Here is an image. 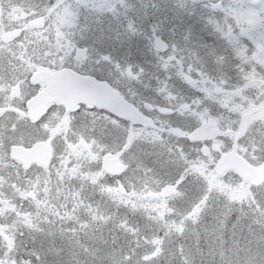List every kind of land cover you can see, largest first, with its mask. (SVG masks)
<instances>
[{
  "label": "trees",
  "instance_id": "obj_1",
  "mask_svg": "<svg viewBox=\"0 0 264 264\" xmlns=\"http://www.w3.org/2000/svg\"><path fill=\"white\" fill-rule=\"evenodd\" d=\"M67 1H73V3L68 2L63 8L76 6L72 12L76 16H83L91 11H96L97 14L113 15L112 9L111 11H102L91 5L84 7L82 4L85 3L79 0ZM186 2L192 3L195 13L204 17L205 20L212 19L209 22V29L215 35L216 31L221 33L225 31L227 16L223 3L212 7L211 4L204 5L203 1L186 0ZM17 4L21 6L22 10L33 15L53 14L58 12L55 8L60 6L57 0H6L5 8L16 9ZM61 4L63 5L62 2ZM231 5L235 6V4ZM246 7L245 5L244 9ZM95 8L97 10H94ZM6 12L8 13L9 10ZM119 15L123 16L124 14L119 13ZM128 15L131 18L130 21L124 22L121 18L117 21L121 23V26H126L127 30L140 32V34L126 33L124 35H131L135 50L142 45L146 47L147 54L137 57L129 64L132 76H129L123 68H113L109 64V73L113 74L102 75L101 78L107 79L135 105L145 109V104L159 102L166 87L173 88L175 86V71L173 67L163 70L160 65V54L151 43L149 33L155 31L157 34L163 35L172 45L174 37L168 33V30L174 29V25H170L168 28L164 27L161 18L154 14L145 16L141 22L135 20L131 14ZM87 19L96 21L92 18L81 17L73 19V22L83 24L87 23ZM103 21L102 19L101 22ZM118 29L120 26H116L114 30ZM182 31L186 32L187 30L179 26V48L182 46ZM112 37L115 38V35ZM138 39L140 44L136 42ZM125 49L129 52V46H126ZM225 73L226 70L223 71V76ZM191 77L198 79L196 71H192ZM190 86L193 87L194 84L186 82L182 70L179 69V91L187 90L185 88ZM211 114H216L218 118L221 114L220 119L223 123L225 122L226 113ZM230 114L236 115L235 113ZM245 116H248L247 118L252 121L251 127L254 123H258L259 131L264 132L256 118V113H245ZM21 119L25 120V118ZM231 128L235 133L241 134L238 129H235L234 124ZM56 135L58 136L60 133L54 131L53 136ZM172 136L168 135L166 140L174 141ZM58 144L62 145L55 141V156L48 168L33 165L25 170L17 163L16 170V164L7 158L0 167V196L3 195L10 203L3 207L0 220L6 224L13 223L15 226H17V221L25 226L23 230L16 229L17 235L14 238H5L2 243L4 245H0V264H3L2 262L7 258H13L15 260L12 261L13 264H57L56 260L49 261L41 258L42 252L31 241L32 233L40 229L49 233L53 232L54 228L59 229L84 243V236L88 230L102 228L103 235L108 240L106 241L107 248L116 257L117 264H208L209 255L204 251L207 237L212 236L222 246L224 240L229 236L233 241H236L241 238L244 231L258 230L264 227V202H261L259 198V191H264V181L254 184L247 179H245L246 181L241 179L242 177L234 171H228L226 175L219 176L209 161L203 160V157L195 159L196 156L190 155L196 151L195 143L188 140L185 132L179 134V179H177L176 191L168 199L160 201L162 206H157L153 211L148 212L136 209L131 203H129L131 208L122 201L116 203V196L110 195L108 201L102 194V192L107 193L103 189L102 183L92 182V173L89 171L88 174H85L86 168L82 172L84 177L79 175L80 180L84 181H75L71 186L73 179L69 180L68 172L56 166L57 158L60 155ZM246 144L252 145L259 155L257 158H250L253 163L264 160V156L260 155L258 145L254 141L249 140ZM67 145L69 146L68 142ZM66 150L67 147H65ZM165 152L176 167L177 161L174 156H171L167 150ZM7 162L9 163L4 165ZM144 173L145 171H143ZM211 177H214V180L229 178L237 183L242 181L241 193L235 192L239 189L237 184L233 186V189H230L225 184L209 183L208 178ZM159 178L160 181H167L165 177ZM172 179L171 176L170 180ZM185 184H190L191 188L185 189ZM77 197L81 199V203L73 204V199ZM181 197L190 200L181 204L179 203ZM213 199L222 200L223 203L225 201L226 206L224 205V207L229 209V218L225 226L220 229L213 224H207L203 218L204 208ZM84 202H89V205H83ZM95 211L98 213V217H94ZM27 212L29 217H34L32 221L36 220L35 225L31 226L27 222L28 219L25 218ZM236 220H241L242 225L239 226ZM145 226H148L149 229L146 230ZM169 234L173 235V239L166 242ZM9 242L13 247L11 253L5 250ZM90 249L94 250L92 247ZM236 257L237 260L240 259L238 250ZM247 260L248 258L245 256L244 264L247 263ZM76 262L79 264L78 261ZM81 264L95 263L92 260H84Z\"/></svg>",
  "mask_w": 264,
  "mask_h": 264
},
{
  "label": "rangeland",
  "instance_id": "obj_2",
  "mask_svg": "<svg viewBox=\"0 0 264 264\" xmlns=\"http://www.w3.org/2000/svg\"><path fill=\"white\" fill-rule=\"evenodd\" d=\"M79 1L85 3L82 4L84 7H89L91 5L102 11H109L110 8L114 5L115 0ZM147 1L148 0H130L131 5L129 12L135 20L141 22L143 21L144 17L147 16V14H154L161 18L163 26L166 28H168L170 25L179 24L181 28L187 30L189 37H193L198 40V43L195 46L196 62L199 65L212 70H219L221 72H223V70L225 71L226 60H224L223 57H221L219 60H216L214 58V52L221 51L225 44L219 37L215 35L214 32L210 31L209 22L212 21V19L210 21H207L201 15L196 14L192 3L186 2V0H181V4L173 3L171 0H152L157 4L150 11L146 6ZM230 1L233 4L235 3V5L239 3L237 2V0ZM61 2L63 3V5L61 4ZM68 2L73 3V1L57 0L58 5L60 4V6H57L55 8V10L60 12L59 14L63 24V29H68L69 26L71 27L73 25L72 12L74 11V8L76 6H66L63 8V6L68 4ZM255 2V5L260 4V10L258 14L261 17V14L264 15V0H256ZM206 3L207 5L211 4L212 7H216L218 6V4H222L223 2L220 1L217 3H212V1L209 0L206 1L204 5H206ZM20 7L21 6L17 4V12L15 14L19 12L23 13L25 11ZM96 8L94 10H97ZM178 12L179 20H176V13ZM81 13L84 14L82 11ZM96 14V11H91L86 15H91V17H93ZM225 15L227 16V18L225 21V31L222 33V35L224 36L225 34V37H228L229 39L231 37L233 38V36L237 34L240 35L241 33L248 36L258 33H264V30H260L258 28L259 19L255 10L253 12L250 9H246L240 16H237L235 11L230 10L228 12H225ZM92 19H95L96 21L87 19V23L84 22L79 31L80 37L70 38L71 45L69 46H66L65 43L62 42L61 37L65 38L66 36L62 35L61 31L55 32L54 37H56L57 45L59 47H62L65 51L72 50V46L78 47L79 45H90L93 53L98 52L101 54L107 52L118 55L122 54L123 51L126 50V46H129L128 56L133 60H135L139 56H142L143 54H147V48L143 47V45L139 46L137 50L133 48L134 40L133 38H131V35H124L122 33H119V35H117L115 38L112 37V35H114L113 31L115 27L117 25L121 26V23L115 20L112 15L108 13H100ZM102 19L104 20L103 22H101ZM64 23H66L65 26ZM168 32L171 33L170 30H168ZM149 34L151 43H153V40L156 36H163L157 34L155 31ZM80 38L84 41H82ZM182 40H184L185 42L188 41V38L185 36V34H182ZM136 42L139 44L141 43L139 39L136 40ZM106 56L107 55L105 54L101 55V59L105 60L107 58ZM63 57L66 58L65 55H63ZM52 62L48 61L49 64ZM105 67H101V69L97 70L96 72L93 69L91 70L95 72L96 75H112L113 73H109L108 66ZM132 75L133 73H129V76ZM223 77L225 78V76ZM207 81L208 80L202 78L200 81V85H209L210 91L214 87H225L224 82L223 84L214 83L215 85H211L209 83H206ZM134 85L136 86V84ZM167 91L168 87L163 90L162 94L166 92L168 95ZM225 95L226 93L224 91L221 92L220 99H223ZM239 99L242 98L239 97ZM149 104L150 103L145 104V106H148ZM251 106H255V101ZM258 106L261 110V105ZM17 109L19 110V107ZM94 114L95 119L98 121L109 118L111 121L109 120L108 125L115 131V133H113L112 130L106 127L107 124L103 126L101 124L92 122L88 127L85 115L81 113L75 118H72L74 119V126L78 129L72 128L70 125V120L72 119L68 116V114L64 113L63 117L61 118V122H53V120L49 121V119H42L37 125H30L23 119H17V136L26 141L32 136L35 138H40L47 137L49 135L48 137H51L52 132L58 131L60 135H56L54 137V140L58 141L62 145L58 144L60 155L57 158L56 166L61 167L68 172L67 175L69 176V180L73 179L71 186L72 184L74 185L75 181H84L82 179L80 180V176L84 177L82 175V172L83 169L86 168L85 174H88L89 171L92 173V182L102 183L103 189L108 193L107 194L105 192H102V194L106 196V199L108 201L110 199V195L116 196V203L122 201L129 208H131L129 204L131 203L136 209H140L146 212L153 211L157 206H162V203L160 201L169 198L167 197V195H169L167 194V191H160L162 185L170 186L172 183H174L175 187H177V179H175L173 175L175 171V165L172 164L169 155L166 154L164 147L162 146L168 135H173V133L168 131V129L164 127L152 128V126L151 128H143L145 127L143 124H133L127 121V119L125 118L119 119L117 115H115V119L111 117L110 113L107 114V112L104 111ZM17 115L21 117L25 116L26 113H17ZM151 116H153L154 118L161 117L162 119H164L165 117L158 115L157 113H151ZM53 117H56L55 114L53 115ZM192 117L195 119L197 118L195 115H193ZM168 118L171 119L168 121L170 123V129L176 134L175 131L178 130L179 127H174V124L172 123L173 117ZM256 118H258L260 126L264 129V113H257ZM2 121H6V118H2ZM113 122H118L119 126L115 128L116 123ZM251 126L252 121L247 118L245 120L244 127L240 131L243 145H239L237 149L241 153L243 152L245 154H248L250 158H257L259 157V155L254 150V147L250 144H245L249 140L254 141L258 145L260 155L264 156V132H262L261 130L259 131L258 123H254L253 127ZM123 128H125V130H123ZM88 130L90 133H88ZM8 137H14L13 133H9ZM173 137L174 135L172 136V139ZM228 138V134L222 133L210 139V155H206L207 157H203L202 159L205 161H209L210 164L214 167L215 156L213 155H216L218 153V149L221 150V148L225 147V145L228 144ZM65 139L68 142L69 146L67 145ZM17 142L19 141L17 140ZM65 147H67L66 151ZM106 151L116 152L119 160L121 162L127 163V167L122 173L112 175L101 168V157L102 154ZM1 163L2 160L0 162V167ZM137 165H140V167L143 166L145 169L143 168L142 170ZM79 167L80 170H78ZM143 171H145L146 173L149 172V175H144ZM203 172L205 173L204 170ZM171 176L173 177L172 180H170ZM159 177H165L167 181H160L158 180ZM214 177L208 178L210 180L209 183L225 184L230 189H233V186L237 184L239 189L238 191H234L237 193H241L240 188L242 189V181L237 183L236 181H231L229 178H217L214 180ZM241 179L245 180L244 178ZM120 186L125 190L123 188L121 190ZM190 188V184H185V189L189 190ZM259 198L261 202H264V191H259ZM171 200H173V198H171ZM189 200V198L181 197L179 199V203L185 204L189 202ZM80 203L81 199L79 197L73 199V204ZM6 204H10L8 199L1 195L0 214L2 213V209L4 206H6ZM83 205L88 206L89 202H84ZM224 205L225 201L223 203L222 200L218 201L217 199H213L212 201H210L209 205L206 206L203 210V218L207 224H213L219 229L225 226L229 218V209L224 207ZM94 217H98V213L96 211L94 212ZM25 218L28 219L27 222L31 226L36 224V220L32 221L34 217H29L28 212L25 213ZM237 222L239 226L242 225L241 220ZM16 225L17 226H15V224L13 223L6 224L4 223V221L0 220V245H4L2 243L5 238H14V236L17 235V232L15 231L16 229H25L23 223L20 224L16 221ZM145 229L148 230V226H145ZM261 237H264V227H261L258 230L252 229L247 232L244 231L241 234V238L239 239V241L247 244L249 240L258 242ZM171 239H173V235L169 234L167 236L166 242H170ZM31 241L33 242L35 247L39 249L40 252H42L41 258H45L49 261L56 260L57 264H77L76 261L81 264L84 260H92L95 264H117L116 257L112 255L107 248L106 241L108 240L104 237L102 228L88 230L86 232V235L84 236V243H81L79 239L77 240L68 233L55 228L51 233L45 232L42 229L37 230V232H33ZM91 247L92 249H94L93 251L90 249ZM12 249V243L9 242L8 246L5 247V250L11 253ZM246 257L248 258L246 264H254L253 255H248ZM12 261L15 260L13 258H7L2 263L13 264Z\"/></svg>",
  "mask_w": 264,
  "mask_h": 264
},
{
  "label": "flooded vegetation",
  "instance_id": "obj_3",
  "mask_svg": "<svg viewBox=\"0 0 264 264\" xmlns=\"http://www.w3.org/2000/svg\"><path fill=\"white\" fill-rule=\"evenodd\" d=\"M195 1H203L205 3L207 0ZM211 1L212 3L223 2L224 11L228 12L233 10L237 13V16L242 14L239 13L240 11L250 9L254 12L255 10L259 19L258 28L264 30V18H261L258 14L260 4L255 5L256 0H237L239 3L235 6L231 5L233 3L230 0ZM5 2L6 0H0V108L2 109L0 116L5 115L4 118H6V121H0V156L5 149H9L12 143H17V113H29V99L45 86L44 81L32 82L30 80V77L35 71L42 69L55 71L62 68H70L79 73L98 75L97 77H99L100 74L96 75L95 72L101 69L103 62L111 64L113 68H123L126 71H130L129 64L133 61L128 56L127 50H124L119 55L109 53L110 55L108 54L106 61L101 59L102 54L98 52L93 53L90 45L72 46V50L65 51L57 45L54 33L61 31V34L66 36L65 38L61 37L62 42L66 46H69L71 45L70 38L80 37L79 33H77L79 30L70 28L68 31H64L61 29L63 25L57 23L59 21L54 22V19H59L60 15L51 13L41 15L38 17L40 22L34 23L31 19L37 15H31L28 12L25 14L21 12L15 14L16 12L14 10L16 9L13 7L5 8ZM173 3L179 4V0H174ZM147 4V9L150 11L157 3L148 0ZM130 5V0H115L112 17L115 20L121 18L124 22L130 21L131 18L128 15L130 14ZM150 5H152V8H150ZM245 5L247 7L244 9ZM212 9L215 10V8ZM7 10H9V14H6ZM119 13L124 15L120 16ZM176 20H179V12L176 13ZM117 27L119 26L117 25ZM125 27L120 26V29L114 30L115 37L119 33L140 34L138 31L127 30ZM172 32L174 35V45L169 46L167 44L159 54L160 65L163 70L173 67L175 71V86L173 88L169 87L167 91L168 95L166 92L163 93L158 103L150 104L146 109L137 106L141 113L151 118L152 122L150 125H144L141 122L136 123L143 124L145 126H141L143 128H151L152 126V128L164 127L173 133L174 141L168 142L165 140L162 146L177 161V168L175 167L173 173L175 179H179V134L181 135L183 132L186 133L189 141L195 143L196 151L190 153V155L196 156L195 159L210 155V139L222 133L228 134V144L221 148V150L218 149V153L213 155L215 156L214 168H216V162L221 154L231 149L253 163L248 154L241 153L237 149L239 145H243V141L241 140V135L235 133L231 127L234 124L235 129L241 131L248 117L245 116V113H264V48L258 45L255 46L248 39L250 35L241 33L229 39L225 37V34L223 36L221 32L216 31L217 37L222 39L225 44L221 51L214 52V58L216 60H219L221 57L226 60V74L224 78L223 72L206 68L196 62L195 46L198 43L196 38L189 37L187 31H182V34H185L188 41L185 42L182 40V46L179 48V24L174 25ZM48 61L53 62L49 64ZM179 69L182 70L186 82H192L194 84L193 87L190 86L189 88H185L187 90L181 89L179 91ZM192 71H196L198 79L191 77ZM202 78L208 80L206 83L211 85H215L214 83L223 84L224 82L225 87H214L210 91L209 85H200ZM119 91L122 93L121 90ZM223 91L226 95L223 99H220V93ZM123 96L127 98L125 95ZM239 97L242 99H239ZM254 101L255 106L253 107L251 105H253ZM62 105L61 103L50 102L44 114L52 113L56 115L66 113L72 119L81 113L85 115L86 120H90L91 115L101 113L102 111V108L98 106L85 103H77L74 108H67ZM158 105L163 106L164 109H158ZM258 105H261L262 111ZM18 107L19 110L17 109ZM151 113H157L165 117L164 119L161 117L154 118L151 116ZM211 113H226L225 122L223 123L221 121V114L218 118L216 114ZM230 113H235L236 115L234 116ZM193 115L197 118H193ZM167 116L173 117L172 123L174 127H179L175 131L177 135L170 129L171 127L168 121L171 119ZM73 120H70V125L76 128ZM207 124H210L212 127H218V132L208 135L201 140H191L189 138L190 132L195 127H205ZM6 129H9L10 133L13 131L14 137H3ZM228 171L234 170L227 169L223 175L219 176L226 175ZM145 174L149 175V172H145ZM160 191H167V194H169L167 197H170L176 191L175 184L172 183L170 186L162 185Z\"/></svg>",
  "mask_w": 264,
  "mask_h": 264
},
{
  "label": "water",
  "instance_id": "obj_4",
  "mask_svg": "<svg viewBox=\"0 0 264 264\" xmlns=\"http://www.w3.org/2000/svg\"><path fill=\"white\" fill-rule=\"evenodd\" d=\"M33 22L38 23L40 19L36 18ZM155 43L159 49L166 47V43L161 38H157ZM30 80L46 83L45 87L28 101L31 109L28 115L33 120L39 117L49 102L56 101L65 104L68 108L74 107L78 102L97 104L110 108L118 115L128 117L134 122L137 120L147 124L151 122L105 80L77 73L70 68L56 71L37 70ZM217 131L216 127L207 124L205 127H195L189 137L192 140H201ZM10 156L19 160L26 168L32 162H39L47 166L52 156V149L48 140H39L29 148L23 145H12ZM101 165L106 172L111 174H117L126 168V164L119 163L112 153L104 154ZM228 168L236 170L254 183L264 180V162L252 164L233 149L223 153L217 160L218 173L221 174Z\"/></svg>",
  "mask_w": 264,
  "mask_h": 264
},
{
  "label": "clouds",
  "instance_id": "obj_5",
  "mask_svg": "<svg viewBox=\"0 0 264 264\" xmlns=\"http://www.w3.org/2000/svg\"><path fill=\"white\" fill-rule=\"evenodd\" d=\"M239 251L240 259L237 260L236 252ZM209 255L208 264H244V257L254 256V264H264V237L258 242L249 240L247 244L229 236L221 246L212 236L206 238V248Z\"/></svg>",
  "mask_w": 264,
  "mask_h": 264
},
{
  "label": "snow or ice",
  "instance_id": "obj_6",
  "mask_svg": "<svg viewBox=\"0 0 264 264\" xmlns=\"http://www.w3.org/2000/svg\"><path fill=\"white\" fill-rule=\"evenodd\" d=\"M249 39L254 45H258L259 47L264 48V33L250 35Z\"/></svg>",
  "mask_w": 264,
  "mask_h": 264
}]
</instances>
